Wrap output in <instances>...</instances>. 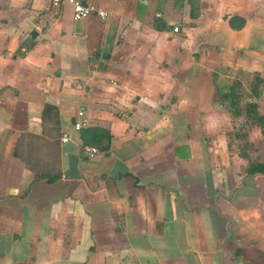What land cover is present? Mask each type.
<instances>
[{
  "label": "crops",
  "instance_id": "obj_1",
  "mask_svg": "<svg viewBox=\"0 0 264 264\" xmlns=\"http://www.w3.org/2000/svg\"><path fill=\"white\" fill-rule=\"evenodd\" d=\"M81 1L0 0V264H264V0Z\"/></svg>",
  "mask_w": 264,
  "mask_h": 264
},
{
  "label": "built area",
  "instance_id": "obj_2",
  "mask_svg": "<svg viewBox=\"0 0 264 264\" xmlns=\"http://www.w3.org/2000/svg\"><path fill=\"white\" fill-rule=\"evenodd\" d=\"M54 8L61 7L63 5H69L72 9V17L74 20H81L88 17L91 14H96L100 18L104 19L107 16V12L98 9L93 4H84L81 0H49ZM177 31V28H174ZM89 124V119L86 115L85 109L79 107L76 111L72 127L74 131L80 132ZM62 142H68L70 135L67 132H63L60 137ZM82 150L87 158H93L97 154V148L92 145H82Z\"/></svg>",
  "mask_w": 264,
  "mask_h": 264
},
{
  "label": "trees",
  "instance_id": "obj_3",
  "mask_svg": "<svg viewBox=\"0 0 264 264\" xmlns=\"http://www.w3.org/2000/svg\"><path fill=\"white\" fill-rule=\"evenodd\" d=\"M226 96V95H225ZM231 99V98H230ZM255 120L259 126H261L263 134H264V114L254 113ZM249 173L254 172H262L264 171V162L263 163H251L249 168L247 169ZM54 178H47L48 182L53 181Z\"/></svg>",
  "mask_w": 264,
  "mask_h": 264
},
{
  "label": "water",
  "instance_id": "obj_4",
  "mask_svg": "<svg viewBox=\"0 0 264 264\" xmlns=\"http://www.w3.org/2000/svg\"><path fill=\"white\" fill-rule=\"evenodd\" d=\"M64 178L66 179H77L81 178L82 176L78 173V164H77V157L75 155H69L68 157V169L64 173Z\"/></svg>",
  "mask_w": 264,
  "mask_h": 264
}]
</instances>
